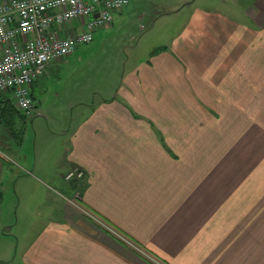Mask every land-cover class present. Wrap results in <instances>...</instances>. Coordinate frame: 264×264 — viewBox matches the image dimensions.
I'll return each instance as SVG.
<instances>
[{
  "label": "crops",
  "instance_id": "1",
  "mask_svg": "<svg viewBox=\"0 0 264 264\" xmlns=\"http://www.w3.org/2000/svg\"><path fill=\"white\" fill-rule=\"evenodd\" d=\"M233 1L250 27L228 0L195 3L171 47L134 57L114 98L70 131H42L58 147L32 161L0 115V262L11 239L20 264H154L113 230L164 264H264V0ZM181 5L140 18L156 28ZM74 168L82 184L66 180Z\"/></svg>",
  "mask_w": 264,
  "mask_h": 264
},
{
  "label": "rangeland",
  "instance_id": "2",
  "mask_svg": "<svg viewBox=\"0 0 264 264\" xmlns=\"http://www.w3.org/2000/svg\"><path fill=\"white\" fill-rule=\"evenodd\" d=\"M158 1L161 3L162 0H130L127 8L113 14L115 21L113 27L97 31L92 42L79 45L72 56L64 59L65 61L69 59L67 63L56 65L49 71L45 68L33 87L36 103L33 107V115L31 114L32 119L28 121L25 141L21 146L17 141L22 135V121L17 118L14 124L9 127L12 130L15 142H17L14 148H17V152L24 151L22 159L29 156V160L32 161L34 155H37V151L43 145L49 151L58 147L59 138L54 137L55 144L46 140L43 141L42 131L45 134L49 132H58L59 134L62 130L70 131L77 125L79 122L77 120L82 114L90 113L94 108L99 107L100 102L104 99H113L122 83L123 75L130 70L134 57L135 63H137L142 57H147L153 51L168 46L171 47L173 42L171 39L180 31L183 22L186 20L185 18L188 16L189 8L194 6L195 3L206 7L213 5L222 7L219 3L220 0H197L198 2H195L196 0H179L182 4L181 8L183 7L180 16L165 19L156 28H153L149 17L144 19L140 17L145 12L152 15L160 11L162 14L168 10V8L164 10L155 8ZM164 1H167L170 5L176 0ZM228 1L229 5L226 6L227 8L224 7V11L235 16L239 12L240 15L238 16H240L241 23L243 22L250 27L251 23L243 13L245 4L240 3L239 7L242 10H235L234 1ZM70 24L77 26L78 22L74 21ZM0 95L12 96L8 92H0ZM31 115H26V118ZM262 129H264V126H262ZM2 140L0 139V141ZM22 159L19 161L22 162ZM84 178L85 173L83 178H76L75 180L80 181V184H82ZM52 189L59 192L64 190L60 184L52 185ZM45 192L46 189L41 193V198L46 197ZM38 193L37 190V197ZM56 200L58 199L54 198L52 194V201L56 203ZM29 208L28 202L23 200L19 209L20 219L24 212L29 213ZM3 213V219H5L7 211H3ZM15 232L17 231L14 230L9 233L10 238L14 239L17 236ZM8 241H11L13 248L9 249L10 252L6 251V255H9L7 256L8 259L5 260L6 262H0V264H20L21 259L17 254L19 250L15 247V242L13 243L11 239H8Z\"/></svg>",
  "mask_w": 264,
  "mask_h": 264
},
{
  "label": "built area",
  "instance_id": "3",
  "mask_svg": "<svg viewBox=\"0 0 264 264\" xmlns=\"http://www.w3.org/2000/svg\"><path fill=\"white\" fill-rule=\"evenodd\" d=\"M130 0H0V92H11L16 106L31 115L35 104L31 90L45 68L72 56L79 45L93 41L94 34L111 26L113 12ZM77 21L75 35L66 27ZM78 168L70 170L67 180L83 178ZM76 204V203H75ZM154 264H164L137 247Z\"/></svg>",
  "mask_w": 264,
  "mask_h": 264
},
{
  "label": "trees",
  "instance_id": "4",
  "mask_svg": "<svg viewBox=\"0 0 264 264\" xmlns=\"http://www.w3.org/2000/svg\"><path fill=\"white\" fill-rule=\"evenodd\" d=\"M25 114L26 113H24L22 110H20L16 106L13 96L5 97V96H1L0 95V115H5L4 117H5V120H6V123H7L6 126H10L9 124H14V121H12V119H14V117H17L20 120L26 119V115L27 114L26 115ZM22 123H23V121H22ZM21 131H22V134H24L23 128H21ZM20 141H22V137H20L19 142ZM70 181L74 182V183L77 182V180H75V179L74 180H69V182ZM76 201L77 200H75L74 202L77 204Z\"/></svg>",
  "mask_w": 264,
  "mask_h": 264
}]
</instances>
